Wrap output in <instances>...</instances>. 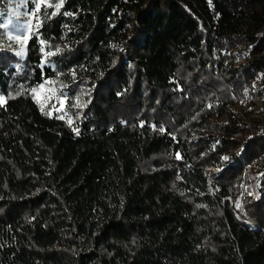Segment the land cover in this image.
Masks as SVG:
<instances>
[{"label": "trees", "instance_id": "trees-1", "mask_svg": "<svg viewBox=\"0 0 264 264\" xmlns=\"http://www.w3.org/2000/svg\"><path fill=\"white\" fill-rule=\"evenodd\" d=\"M59 3L0 0V264H264V0Z\"/></svg>", "mask_w": 264, "mask_h": 264}, {"label": "rangeland", "instance_id": "rangeland-1", "mask_svg": "<svg viewBox=\"0 0 264 264\" xmlns=\"http://www.w3.org/2000/svg\"><path fill=\"white\" fill-rule=\"evenodd\" d=\"M6 2L12 8L14 14V19L9 20L8 22L11 25L10 35L16 46H24L27 39L30 36L31 31L35 25V22L27 11V2L32 1L37 3V0H2ZM42 3L41 5H44ZM37 8V7H36ZM241 64V61L237 62ZM43 94V93H42ZM49 101L51 102L50 107L52 115L65 120L67 123L71 124L75 134L79 133V130L75 127V124L72 123L66 108L65 102L66 99L60 98L57 94L52 91L46 92ZM41 95V94H40ZM39 95V96H40ZM264 95H262L252 107H246L245 105H240L236 107L233 111L237 114L239 121H245L246 119H260L262 112H264ZM213 173V171L211 172ZM260 177V175H258ZM242 192L244 183L241 185Z\"/></svg>", "mask_w": 264, "mask_h": 264}, {"label": "snow or ice", "instance_id": "snow-or-ice-1", "mask_svg": "<svg viewBox=\"0 0 264 264\" xmlns=\"http://www.w3.org/2000/svg\"><path fill=\"white\" fill-rule=\"evenodd\" d=\"M46 2H47V0H37V4H36L37 9L39 10L41 4L46 3ZM62 3H63V0H60V3L55 5L56 8L59 9V7L61 6ZM0 103H3V98H0ZM224 159H227V157H225Z\"/></svg>", "mask_w": 264, "mask_h": 264}]
</instances>
